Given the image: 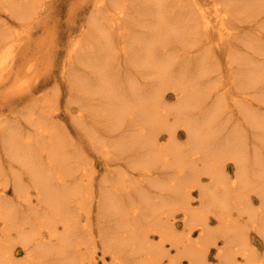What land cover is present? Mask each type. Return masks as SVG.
Returning a JSON list of instances; mask_svg holds the SVG:
<instances>
[{"label":"bare ground","instance_id":"obj_1","mask_svg":"<svg viewBox=\"0 0 264 264\" xmlns=\"http://www.w3.org/2000/svg\"><path fill=\"white\" fill-rule=\"evenodd\" d=\"M6 1L20 21L27 23L37 14L39 0ZM203 2L94 0L88 23L81 27L73 46L67 47V60L61 74L68 76L70 102L77 104L76 108L81 111L72 120L76 123L80 120L78 131L96 150L101 148L98 151L104 156L112 151L104 150L108 136L103 137L98 124L108 129L104 119L114 125V129L119 128L120 143L112 141L114 147L120 148L118 154L130 156L133 160L130 166L144 170L136 182L128 184L118 175L116 178L105 175L100 184L90 183L86 181L89 172L84 165L88 161L80 163L83 169L76 174L80 164L73 161L68 151L71 144L65 141V146L60 129L55 130V125L51 124L58 122L47 118L54 112L53 106L47 103L41 109L48 115L39 114L34 121L29 118L33 126L30 132L22 131L19 118L15 121L18 124L12 125L0 121V264H99L98 257L104 264H163L164 260L165 264H183L184 257L191 264H209L210 244L217 245L220 264H264V253L258 254L248 236L252 222V229L264 239V0H211L212 13L216 15L212 18L209 2L205 0V5ZM238 10L242 18L234 14ZM256 16L263 18L260 23L247 26L259 31L254 36L260 41L256 43L255 39L252 43L251 38L245 37L243 44L255 58L247 61L244 57L247 73L245 80H241L244 85L237 88L255 89L258 100L253 101H258L263 108L259 110H254V105L248 102L245 106L239 90L242 100L237 99L238 96L231 95L233 100L227 99V95L218 96L215 85L209 83L211 76L203 75L204 72L211 74L208 66L214 53L206 44H215L213 36L224 38L220 41L223 44L225 40L224 47L220 42L217 45L226 50L225 53L220 49L223 54H229L239 37V31L234 32L239 26L233 22L239 19L256 22ZM231 17L235 19L233 22ZM247 34H251L250 31ZM15 39L13 29L0 32L2 71L14 56ZM192 47L206 52L201 51L194 57L184 55L189 53L187 48ZM258 55H263L260 62L262 57L259 59ZM83 65L84 71L76 75L75 70ZM122 66L125 69L121 71ZM194 69H199L200 73L193 74ZM150 77L155 79L156 85ZM229 80L233 84V80ZM199 81L211 86L207 88L205 84L200 89ZM228 84L226 86H230ZM226 86L222 89L231 88L226 89ZM205 87L207 90L202 94ZM163 88L178 93L180 99L177 97L179 101L175 106L168 107L164 103ZM231 101H235L234 104L231 105ZM234 108L239 118L246 119L237 124L242 128L247 124V137L227 124L229 119L236 120ZM225 110L227 116L223 113ZM96 116L101 117L100 121ZM175 126L186 128L190 144L186 148L172 144ZM165 130L170 140L161 146L164 135L158 134ZM109 154L105 159L112 165L109 159L117 156V152L112 157ZM228 159L236 164L233 181L225 178L224 164ZM74 164L79 166L75 168ZM204 172L212 180L202 186L200 175ZM10 186L14 190L13 198L6 195ZM194 187L198 188L201 198L196 209L192 207ZM251 190L256 191L261 204L254 212L250 211L251 216L244 223L240 215L248 211L247 192ZM178 211H181L184 233L177 231ZM207 212L215 215L218 228L209 226ZM195 226L199 227L197 237L193 236ZM155 234L159 237L158 243L153 240ZM220 239L226 242L224 247L219 246ZM165 240L171 242L176 254H170L171 249L163 250Z\"/></svg>","mask_w":264,"mask_h":264},{"label":"rangeland","instance_id":"obj_2","mask_svg":"<svg viewBox=\"0 0 264 264\" xmlns=\"http://www.w3.org/2000/svg\"><path fill=\"white\" fill-rule=\"evenodd\" d=\"M199 1L205 2V0H199ZM206 1L209 2V4H208L209 5L208 11L210 12L209 15H213L210 17L211 18L216 17L214 12L212 13V10L214 7V6H212L213 3H210L211 0H206ZM93 2H94V0H39V3L37 4V7L35 9V10H37V11H35V13L37 12V14L34 17V18H36L38 16V18H37L38 20L33 18V20H30L26 23L24 21L18 20L15 17L16 15H15L13 9L10 8L8 1L0 0V30L1 31L5 30V29L6 30H9V29L15 30V35H16L15 40H17V41H15L16 47L14 48V54H12V55H14L13 58L11 59V61L8 64H5L3 67V69L5 71L6 70L7 71L4 72V70L3 71L0 70V74H1L0 75V121H3V123L5 121L11 125L15 124V123L16 124L19 123L20 125H22L21 128H22V131H24V133L27 131L30 132V130L33 127L30 125V123H31L30 119L34 121L35 118H38L39 114H40L39 116H42V117L48 115V113H42L43 112L42 109H44L43 107H44L45 103H47L49 106H53L52 109L54 110V112L52 113L53 115L52 114L48 115L47 118H49V120L55 119L58 122V123H51L52 122L51 121L50 123L52 124V126H54V125L56 126V127L54 126L55 130H56V128L60 129L59 132L61 133V136H62L61 139L63 138L64 142L66 141L68 144H71L70 146L68 145L69 146L68 151H69V153H71V155L73 157V161H75L76 164H80V163H84L85 161H88L87 165H86V162L84 164L86 166L88 172H89V178H88V180L86 179V181H88L90 183L93 182V183H96V185H98L101 183V179L103 176L106 175V177L108 176V178H112L114 175V177L116 178V176L118 175V177L121 179V181L123 179V181L125 180L124 181L125 183L131 184L132 181L136 182L135 180L139 176H142L144 170L143 169L140 170L139 167H137L138 169H136V168H133L132 166H130L131 161H133L132 159H130V156L127 157L126 155L121 156V154H118L117 149L120 150V148H116V146L114 147L113 143L116 141H118V143H120L119 139L122 136L121 131L119 132V130H118L119 128L117 130L114 129L115 126L112 124H109V122H107V120H104V119H102L103 122H105V125L106 124L109 125L108 129L111 131L108 132L107 131L108 129H105L106 127L103 126L102 123H100V125L98 124L99 128H101L99 132L103 133V137L106 138L108 136L106 138L108 140V146L106 148L104 146L103 147V148H105L104 150L106 151L107 148H110L109 150L106 151V152H109L110 150L112 151V152L110 151L111 154L108 153L110 156L117 152L118 157L115 156L116 154L113 155V158L109 159V161L112 163V165H109L108 160L106 161V159H105V157H108V154L106 153V156H104L102 154V152H99L98 150H100L101 148L96 150L94 148V145L92 146V144L89 141H87L86 136L84 135L85 136L84 137L83 133H80V131H78L80 120L79 121L77 120L79 123H76V121L72 120V117H76L77 115L79 116V113L81 111L79 110L80 111L79 112L78 108H76L78 106L77 104H75V103L72 104L70 102L69 97L72 95H71L70 87L67 85L68 81L66 80V78L68 76L63 77L61 74V69L63 68V64H64L65 60H67V58H65V57H67V51H68L67 47L73 46L74 42L77 41V37H79V35H80L81 27L88 23L89 17L93 13V10H92L94 8ZM207 2H205L204 5ZM38 8L40 9V12H39ZM234 12H235L234 13L235 15H237L239 18L241 16V18H242L241 10L240 11L239 10L234 11ZM35 13H33V14H35ZM262 17H263V15H262ZM149 18L150 17H148V19ZM233 18L231 17V20H230L231 22H233V20H235ZM256 18H258V17L256 16ZM263 18H261V19H263ZM261 19L258 18V20H256V22L250 21V19H246V21H243V22H242V19H239L237 22H233L235 25L239 26V28H236V29L233 28V29L235 30L234 32L239 31V33L237 35L240 37V39H239V37H237L238 41L236 40V43H237L236 47L237 46H239V47L238 48L235 47L236 48V49L234 48L235 51L233 50V52H231L229 54L225 55L221 52V51H223L226 53V50L225 51L223 50V47H224L223 45L225 44V40L223 41L224 42L223 44H222V42H220L224 38L221 39V37L219 38L218 35L215 37L213 36V38H215V39H213L212 42L214 43L216 41L217 43L215 42V44H212V43L206 44L210 48H212L211 51L214 53V54L211 53L212 57L210 56L212 58L211 61L213 60L212 62L210 61V64L212 65L214 63L213 64L214 66L213 65L208 66L209 68L211 67V69L213 71H211V69H209L210 70L209 73H211V74H206L205 72H204V74L202 73L203 75H205L206 78H209L210 76L212 77V78L211 77L209 78V83L212 85H215V89L217 90L216 93L218 92V96L227 95V99L233 100L232 98H234V97H231V95H232L235 97L238 96L239 98L237 97V99L242 100V98H243L246 100L245 96H247L249 94L248 98L251 100H249V99H248V101L244 100V102H245L244 104L246 106V102H248V104H250L251 106L254 105V106H252V108L254 110H259L260 108H262V106L259 105L258 101H253V100H258V96H256V93H254L255 89L253 90L251 88V89L245 90V88H244V89H242L244 91H242V90H239L240 89L239 87L240 86L242 87L244 85V81H241V80L242 79L245 80L246 76H244V75L247 73V72H245V71H247V69L246 70H244V69L246 68V65L248 67V64L246 63V65H244V63L251 60V58H255V54H253V56H252V54H251L252 51L250 52V50L248 48H246L247 45L246 44L244 45L243 42L245 43V39H247V38L248 39L251 38L250 41L252 43H253V41L254 42L256 41L255 39H257L256 43H258L260 41V39L258 41L257 36L256 37L254 36V35H258L257 33L259 31L256 28L253 29L252 27L250 28L247 25L248 24H250V25L251 24H253V25L259 24ZM248 20H249V22H248ZM253 22H255V23H253ZM233 23L231 24L232 27L234 26ZM11 27H12V29H11ZM255 27H258V26H255ZM260 30H261V28H260ZM20 31H22V32H20ZM249 31L251 34H253L252 36H251V34H247ZM245 32H247V33H245ZM18 34H20V35H18ZM239 34L242 36H240ZM217 37L220 40L217 41V39H218ZM226 37H228V36L226 35ZM245 37H247V38H245ZM18 38H19V40H18ZM263 41H264V39H263ZM218 42H220L222 44V46H223L222 49H221V46H219L220 48L218 47V45H217ZM210 44H212L213 46ZM206 45H202V46H206ZM215 45H216V47H215ZM243 46H245V47H243ZM179 47L181 48L182 46H179ZM226 48L227 47H225V49ZM181 49H179V50L181 51ZM220 49H221V51H220ZM169 50L170 49H168V51H167L168 53L171 52ZM187 50L189 53H186L184 55H187V56L190 55L193 57L195 55H200L201 51L203 53L206 52L203 49H200V51H198V48H196V47H194V48L192 47L189 49L187 48ZM190 50L192 52H194V51L195 52L192 53ZM173 51H175V49H173ZM180 51L177 50L176 52H178V54L180 55V54H182V53H180ZM211 51H209V52H211ZM235 54L238 55L239 58H237L238 56L236 57ZM227 55H230L233 58L230 57V59H229V56H227ZM217 57H219L218 58L219 60L217 59ZM244 57L247 59V61H246V59H244ZM260 57H262V58L260 59ZM257 58L260 59V60L257 59V61L259 60L258 62H260L263 59V55L262 56L258 55ZM226 60L227 61L231 60V61H229V63H228ZM121 62H122L121 64L123 65V60H121ZM126 64L124 63L125 67L127 66ZM229 64L231 65L230 67H229ZM11 65H12V67H11ZM124 66L121 67V71H122V69H125ZM232 66L234 67V69ZM237 67L239 70L241 69L240 72L237 69ZM83 68H84V65L82 67H79V69H76L74 73L76 75H78L79 73L84 71ZM85 69H89V68L86 67ZM194 70L192 72H193V74H196L199 69L198 70L196 69L195 71ZM206 71L208 72L207 69H206ZM198 73H200V72H198ZM230 74L233 76H230ZM138 75L139 74H137L136 76H138ZM238 75H239V77H238ZM2 76H3V78H2ZM213 76H214V78H213ZM152 77H150V79ZM215 77H218V78H216L217 81H216ZM226 77L233 80V84L230 82V80L228 78L226 80ZM140 78H141V75H140ZM153 78L151 79L152 83L154 85H156L153 82V80H155ZM211 80H213L212 81L213 83L210 82ZM66 81H67V83H66ZM218 82H220V83L222 82L223 84L219 83V85H220V87H219ZM203 83H201L199 81L198 84H200V85L199 86L197 85V86L200 89L205 84L207 85L206 86L207 88H208V86H211L208 82H205L204 84ZM228 83L230 84V86H226ZM237 83H239L240 85ZM222 85H223V87H222ZM233 85H234V87H233ZM225 86H226V89H227V87H228V89L231 87L230 88L231 91H229L230 89L224 90ZM206 87L203 89L202 94L204 93V91L207 90ZM67 88H69V89H67ZM217 88L220 90L218 91ZM222 88H224V89H222ZM215 89H214V91H215ZM221 89H222V91H221ZM223 90H224V92L229 93V94H226V93L223 94L224 93ZM232 90H235L236 92L235 91L232 92ZM238 90L242 94L241 95L242 98L239 95V93L237 92ZM161 92H163L161 94L163 95L164 103L168 107H173L176 105V103H178V101L180 99L178 97L179 95L173 89L168 88V91H167V88H163ZM221 92H223V93L221 94ZM251 92L254 94L255 99H254L253 94H251ZM234 94H236V95H234ZM250 95H251V97H250ZM216 96L217 95H215L214 97L217 98ZM209 101H210V99H208V102ZM229 102H228V106H229ZM233 102H235V101H233ZM233 102L231 101L230 104L232 105ZM208 104L209 103H207V105ZM231 105H230V107H231ZM252 108L249 107V109H252ZM241 109H243V108L241 107ZM235 110H236V108H234V113L237 111V110L236 111ZM39 111H40V113H38ZM205 111H206V109H205ZM27 113H29V114H27ZM223 113H225L224 115H226L227 114L226 110ZM70 114H71V116H70ZM243 114H244V112L242 113V115ZM6 115H7V117H6ZM238 116H239L238 112H236L235 115L233 116L236 119L235 120L236 122L234 120L229 119L230 121L227 122V124L230 127H235L237 129H239L242 132V134H244L247 137V128H245V127H247L246 126L247 124L244 123L243 126H245V127H243V128L241 127V125L237 124V121H239V122L241 121L243 123L244 120H246V119L244 116H243L244 118H242V117L239 118ZM4 118H5V120H4ZM18 118L20 119V122L17 123L15 121H16V119L18 120ZM171 118L174 120L173 116H171ZM96 119L100 121L101 117L96 116ZM91 122L93 123V121H91ZM231 123H233V124H231ZM0 124H2V123L0 122ZM176 127L177 126L173 127V129H174L173 132H175V133H174V137H173L174 140L172 141L173 142L172 144L175 146L177 145L180 148H183V147L186 148L187 146L190 145L189 144V138L187 137L186 128H184V126L177 127V128ZM158 135H160V136L164 135V136H161L160 145L163 144L164 142H167V143L169 142L170 139H167L168 135H167L166 130L161 131ZM72 141H73L74 145L72 143H69ZM112 141H113V143H112ZM66 142L64 144H66ZM103 142H105V140H103ZM110 143L113 145L111 146ZM65 146H67V144ZM74 146L75 147L77 146V147L74 148ZM69 148H70V150H69ZM83 152L85 154H83ZM103 153H105V152H103ZM85 155H87V156H85ZM78 156L79 157L81 156L83 158L86 157V158L84 160L80 157V159H81V160L79 159L80 161L75 160ZM194 156L196 158L198 157L197 154H195ZM194 156L192 155L191 157H194ZM76 164H74L75 168H77V166H79ZM225 166H226V168H225ZM82 167L83 166L80 164V168H77L78 172L76 174H80V172L83 169ZM224 168L228 171L227 172L226 170H224L225 171V178L229 177L230 178L229 180L233 181L236 177L235 173L237 172L236 164H235L234 160L233 161H232V159L226 160V162L224 164ZM235 169H236V171H235ZM90 177H92V180ZM200 179H201L200 183L202 186H204L205 184L209 185L210 184L209 181L212 180L210 175L206 174L205 172L200 175ZM113 180H114V178H113ZM77 182H79V181H77ZM12 188L13 187L10 186L8 188V192L6 193V195L8 197H11V198L15 197L14 190ZM251 191L250 192L248 191L249 193L247 192V195H248L247 204L248 205H246V206L248 207V211L246 210L245 212H243L242 215H240V219H244V223L246 222V220L249 219V216H251L250 213L254 212L258 208H260V204H261V200L257 197L256 191H254V190H251ZM254 192H255V194H253ZM199 196L200 195L198 193V188L197 187L192 188V199H193V204H192L193 206L192 207L194 209H196V207L198 208L201 204L199 202L201 199ZM254 205L256 206V208H254L255 207ZM207 213H208L207 214L208 218H206V220L209 221L208 222L209 226L213 227L214 229H216V227L218 228V222H217L218 220L215 219V215L212 212L211 213L207 212ZM176 216H177L175 218L176 220L175 219L174 220L176 221L177 231L178 232L182 231L181 233H184L185 229L183 228L184 223H183V220L181 217L182 216L181 211L176 212ZM95 226H97V225L95 224ZM248 227H249L248 228V230H249L248 236H249V239L251 240L252 246H254V248L257 250L258 254H263L264 253V239L258 233H256L255 230L252 229V222L250 223V225ZM197 228H198V230H197ZM194 229H193L194 230L193 236L197 237L198 233H199V227L195 226ZM155 235L156 236H154L153 240L155 243H158L159 237L157 236V234H155ZM225 244H226V242H224V240L220 239L219 246L222 247L223 245L225 246ZM17 248H18V253L20 254L19 257H21L22 254L20 253L21 251H19V249L21 247L18 245ZM168 249H171L170 254H172V255L176 254V250L173 246H171V242L168 240H165V247L163 250L166 251ZM99 252H101V249L99 250V248H98L97 253H99ZM217 252H218L217 245L210 244L209 248H208V255H207L209 257V258L207 257L209 264H220V261L218 260ZM107 255H106L107 259H108L107 261H110L111 258L109 257V254H107ZM97 256H100V255H97ZM238 259L243 261L242 257H240V256H238ZM97 260H98L97 263L104 264V263H101L100 257H98ZM181 260L183 261V264H191V261L187 257H184ZM164 261L165 262L163 264L167 263L166 260H164Z\"/></svg>","mask_w":264,"mask_h":264}]
</instances>
